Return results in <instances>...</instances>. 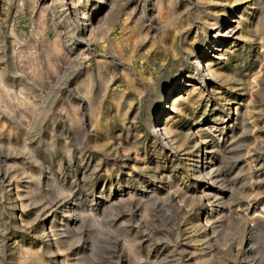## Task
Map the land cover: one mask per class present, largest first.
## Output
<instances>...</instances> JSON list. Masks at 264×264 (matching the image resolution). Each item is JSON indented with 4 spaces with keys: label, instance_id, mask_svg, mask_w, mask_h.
I'll use <instances>...</instances> for the list:
<instances>
[{
    "label": "rangeland",
    "instance_id": "374dc122",
    "mask_svg": "<svg viewBox=\"0 0 264 264\" xmlns=\"http://www.w3.org/2000/svg\"><path fill=\"white\" fill-rule=\"evenodd\" d=\"M162 1L0 0V264H264V0Z\"/></svg>",
    "mask_w": 264,
    "mask_h": 264
},
{
    "label": "bare ground",
    "instance_id": "6f19581e",
    "mask_svg": "<svg viewBox=\"0 0 264 264\" xmlns=\"http://www.w3.org/2000/svg\"><path fill=\"white\" fill-rule=\"evenodd\" d=\"M82 0H60V2L62 3V6H64L65 8L68 9L69 12L71 13H76L77 16L80 18H84V8L83 9H79L80 8V3ZM88 0H83L84 3H87ZM93 2H108L110 5V7L114 6V0H90ZM164 1V0H163ZM162 1V2H163ZM155 2V1H154ZM160 2V1H159ZM83 4V3H81ZM94 4V3H93ZM158 4V3H157ZM155 4V5H157ZM78 5V6H77ZM86 5V4H85ZM96 5V4H95ZM152 5V3H151ZM159 5V4H158ZM78 8H77V7ZM195 6V5H194ZM250 5L245 8L243 11H247V9H249ZM161 8V7H160ZM92 10L94 12L95 7H92ZM157 10V9H156ZM86 11V10H85ZM160 11V10H159ZM75 15V14H74ZM161 16V14H159ZM242 15V13H241ZM240 15V16H241ZM106 16L109 15H105V16H101L98 17V14L94 17L93 19V26L91 25L90 30V34H92L93 31L98 29H103L107 24V22L109 21V18L106 19ZM239 16V17H240ZM78 19V18H77ZM78 19V20H79ZM201 19V18H200ZM86 22V19H85ZM90 22V21H89ZM95 25V26H94ZM199 28V27H198ZM188 29V28H187ZM88 30V28H87ZM102 30V31H103ZM108 30V29H107ZM237 28L233 25H230L229 22H227L223 28H221L220 30L217 31V33L215 34V38H213L214 44L212 45L211 42L209 43L210 45H208V48L205 49L204 51H202L199 55L198 58L195 59V65L197 70L199 71V73H201V78H200V83H203V90L207 91V90H211V87H209V83L216 81L214 77V71L213 69H211L209 67V63L211 60L210 58H215L214 53L215 51H217V46H218V41L220 40H228V39H235L237 38V34H236ZM239 32V31H238ZM89 37V36H88ZM240 38V37H239ZM177 39V38H176ZM82 40H85L84 37H82ZM90 40V39H89ZM169 40V39H168ZM190 47V46H189ZM260 50V49H259ZM171 53V52H170ZM212 62V61H211ZM212 66V65H211ZM220 82V81H219ZM215 83V82H214ZM206 84V85H205ZM218 84V83H217ZM208 85V86H207ZM180 86H186V84L184 85V83H182V80L177 81L176 87L171 91L169 97H171L170 101H171V105L169 106H165L164 108V112H161L159 118L157 119V122L155 123H159V126L156 128V134L158 135V137L160 139H162L164 145H166L168 147V149L172 152H175L178 150L179 145L174 141L173 136L171 134V131L169 130V128L167 127V121L170 117V112L173 111L174 109V104L175 101L177 100V95L174 96L175 92L179 90ZM189 86H191L192 88H197L194 87L195 85L193 84V86L190 84ZM198 89V88H197ZM199 90V89H198ZM210 93V92H209ZM183 99V98H182ZM185 101V100H184ZM225 101V100H224ZM176 108V107H175ZM168 110V111H166ZM177 110V109H176ZM174 112V111H173ZM178 112V111H177ZM163 117V118H162ZM174 128H172L173 130ZM195 132V131H194ZM175 138V137H174ZM203 145L202 147V154L205 156V172L208 175H214L216 172H218L219 168L218 165H214V162L212 163V160L209 159V153L210 150H208V145L207 143H201ZM164 147V146H163ZM171 153V152H170ZM177 153V152H176ZM175 153V154H176ZM211 154V153H210ZM176 156V155H175ZM209 164H211L209 166ZM203 166V167H204ZM65 208V207H64ZM66 209V208H65ZM71 209V208H70ZM69 212V210H68ZM67 212V213H68ZM72 212V211H71ZM65 214V213H64ZM72 215V214H71ZM73 217V216H72ZM76 222V221H75Z\"/></svg>",
    "mask_w": 264,
    "mask_h": 264
}]
</instances>
